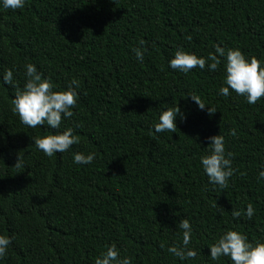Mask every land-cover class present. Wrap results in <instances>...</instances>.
<instances>
[{"label":"trees","instance_id":"16d2710c","mask_svg":"<svg viewBox=\"0 0 264 264\" xmlns=\"http://www.w3.org/2000/svg\"><path fill=\"white\" fill-rule=\"evenodd\" d=\"M140 40L142 62L133 52ZM214 44L264 63V0H25L0 9V72L13 70L17 88L25 63L53 90L79 81L60 129L21 125L11 111L16 89L0 83V235L11 240L0 264H94L109 245L131 264H231L208 256L224 230L264 243V183L256 182L264 97L249 105L231 90L218 95L222 62L187 74L167 66L177 49L206 57ZM176 105V132L149 135L159 112ZM66 127L79 140L67 152L47 157L32 143ZM218 134L235 169L224 189L199 167L206 138ZM73 152L94 160L74 165ZM247 204L252 219L243 216ZM180 219L193 228L191 260L166 251L180 243Z\"/></svg>","mask_w":264,"mask_h":264},{"label":"clouds","instance_id":"9594fccd","mask_svg":"<svg viewBox=\"0 0 264 264\" xmlns=\"http://www.w3.org/2000/svg\"><path fill=\"white\" fill-rule=\"evenodd\" d=\"M25 0H0V9L16 10L24 6ZM191 36L185 39L191 40ZM140 47L133 49L135 58L142 62L144 41H139ZM213 52H209L206 57L177 49L172 58L168 60V68L187 74L190 70L198 68L214 72L222 62L223 76L221 86L217 94L228 97L231 92L237 96H242L249 105L255 104L264 97V63L255 57H245L238 48L225 49L218 45H213ZM24 84L22 89L17 88L13 80V70L5 69L0 72V83L10 85L15 88V95L12 98L11 111L19 119L21 125L28 128L37 126H48L51 129H60L61 120H67L73 116L72 108L76 105L77 93L75 89L79 87V81L73 77L65 90H53L54 85L47 78L37 72L36 67L31 63L23 65ZM187 97L195 103L199 110H205L206 104L195 94H187ZM216 112L214 107L209 106L207 113L211 115ZM183 114L179 107H168L161 110L158 116L152 121L149 128V135L154 133H174L176 132V118ZM234 131L229 135H234ZM208 146L199 157V167L207 178L209 185L224 189L228 186L229 178L232 177L235 169L232 167V153L225 150V139L223 135H213L206 138ZM32 143L38 151L45 156L52 157L54 153L67 152L72 145L79 143L77 135L73 133L71 127H66L62 132L50 134L42 137L32 138ZM72 163L74 165H89L94 160L95 154L89 152L87 155L73 152ZM21 167L19 159L14 165ZM257 183H264V168L256 177ZM232 217L241 216V211L232 210ZM254 209L251 204H247L243 211V216L252 219ZM180 230L181 239L177 246L172 244L166 251L173 257L181 261L191 260L196 257V252L189 247L193 228L187 219H180L176 224ZM11 240L9 237L0 235V258L4 257ZM163 248L164 246L161 245ZM209 258L217 261L221 257H227L231 264H264V243L250 242L241 232L233 229H226L214 239L208 246ZM94 264H131L127 256L120 258V254L115 245H109L101 254L94 259Z\"/></svg>","mask_w":264,"mask_h":264}]
</instances>
